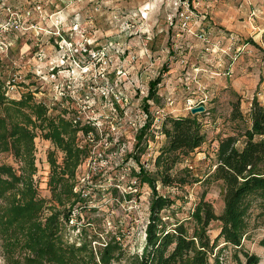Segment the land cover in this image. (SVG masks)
I'll return each mask as SVG.
<instances>
[{"label": "rangeland", "instance_id": "1", "mask_svg": "<svg viewBox=\"0 0 264 264\" xmlns=\"http://www.w3.org/2000/svg\"><path fill=\"white\" fill-rule=\"evenodd\" d=\"M0 42V81L10 98L31 92L49 116L66 110L91 130L77 134L87 158L76 171L80 202L61 233L68 243L116 236L127 254L141 252L151 189L135 174L154 169L165 144L163 119L189 117L203 105L197 115L204 143L180 157L172 172L187 184L156 188L174 202L163 219L190 226L218 142L250 126L254 99L264 103V0H0ZM158 78L149 99L150 83ZM234 104L242 120H231ZM148 116L153 121L142 136ZM51 150L41 137L35 144V182L44 198L50 197ZM56 156L61 163L62 154ZM0 162L11 159L0 155ZM206 191L219 215L221 182ZM219 228V222L209 225L211 239ZM263 237L264 228H257L242 245L259 264ZM233 254L224 249L223 264H236Z\"/></svg>", "mask_w": 264, "mask_h": 264}, {"label": "trees", "instance_id": "2", "mask_svg": "<svg viewBox=\"0 0 264 264\" xmlns=\"http://www.w3.org/2000/svg\"><path fill=\"white\" fill-rule=\"evenodd\" d=\"M158 81L150 83L149 99ZM233 107L231 120H242L238 105ZM66 114L62 110L49 116V108L36 102L31 92L10 98L0 81V155L11 159V163L0 162V264H223L221 253L228 247L234 249L236 264H259V256L242 245L252 230L264 228V103L254 99L248 114L250 126L218 142L216 163L201 180L206 189L190 214V226L163 219L162 213L174 202L159 195L156 188L159 184L182 189L187 184L185 176L172 172L180 157L204 143L202 124L197 114L163 119L159 132L165 144L154 159V169L140 168L135 174L139 183L149 186L151 196L144 244L140 253L132 255L122 249L116 236L102 242L93 237L79 244L62 240L63 226L80 202L76 171L87 158L78 146L77 134L91 131ZM152 121L148 116L142 136ZM38 134L53 147L47 154L49 198L41 197L35 182L34 139ZM241 137L245 141L237 148ZM57 152L62 154L61 163ZM215 182L222 184L219 215L205 200L206 190ZM212 222L220 223L213 239L208 234ZM259 245L264 247V237Z\"/></svg>", "mask_w": 264, "mask_h": 264}, {"label": "built area", "instance_id": "3", "mask_svg": "<svg viewBox=\"0 0 264 264\" xmlns=\"http://www.w3.org/2000/svg\"><path fill=\"white\" fill-rule=\"evenodd\" d=\"M4 48H5V44H3V43H1L0 42V52H3L4 51ZM230 74V73H229ZM228 74V75H229ZM197 106H203V105H197ZM40 140V137H39V135H37L36 137H35V139H34V142H35V144L38 142ZM78 146L80 147V148H82V146H80L79 144H78ZM36 155V154H35Z\"/></svg>", "mask_w": 264, "mask_h": 264}, {"label": "water", "instance_id": "4", "mask_svg": "<svg viewBox=\"0 0 264 264\" xmlns=\"http://www.w3.org/2000/svg\"><path fill=\"white\" fill-rule=\"evenodd\" d=\"M204 111H205V109H204L203 106H197V107H194V108L191 109V113H192L193 115H195V114H197V113H202V112H204Z\"/></svg>", "mask_w": 264, "mask_h": 264}, {"label": "crops", "instance_id": "5", "mask_svg": "<svg viewBox=\"0 0 264 264\" xmlns=\"http://www.w3.org/2000/svg\"><path fill=\"white\" fill-rule=\"evenodd\" d=\"M199 69L200 68H197L196 70H198L199 71ZM194 70V69H193ZM202 69H200V71H201ZM196 72V71H195ZM202 72V71H201ZM191 75H194V73H192ZM196 77H197V74H196Z\"/></svg>", "mask_w": 264, "mask_h": 264}]
</instances>
